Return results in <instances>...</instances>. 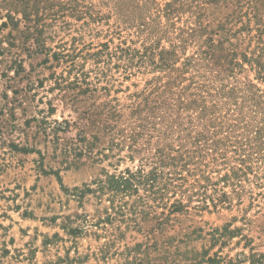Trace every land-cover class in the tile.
Segmentation results:
<instances>
[{
    "label": "trees",
    "instance_id": "trees-1",
    "mask_svg": "<svg viewBox=\"0 0 264 264\" xmlns=\"http://www.w3.org/2000/svg\"><path fill=\"white\" fill-rule=\"evenodd\" d=\"M117 1L129 2L139 14L145 8L138 0ZM50 8L54 11L41 12ZM182 8L174 0L165 2L137 20L135 37L120 36L116 43L109 38L81 50L74 45L76 38L71 45L46 42L52 37L46 32L49 23L66 22L58 13L79 18L77 0H0V29L10 26L24 39L32 38V47L24 49L42 55L50 89L63 91L79 114L51 126L64 162L114 158L108 162L113 171L102 167L92 186L74 187L73 195L107 194L111 208L120 211L151 214L159 207L165 220L191 210H243L244 197L248 206L256 200L259 209L264 207V27L255 28L250 39L255 44L244 46L243 36L229 32L227 24L218 23V35L212 24L203 23L200 8L192 11V22L175 27ZM8 36L13 37L11 32ZM244 65L254 71L253 78L239 76L247 70ZM113 69L122 78L151 76L140 90L129 91L121 88ZM119 91L125 92L122 98L110 96ZM99 92L106 98L97 102ZM72 127L77 130L73 137L57 136ZM99 135L106 136V144L94 153ZM125 159L136 164L119 170ZM235 229L229 224L222 230L230 235Z\"/></svg>",
    "mask_w": 264,
    "mask_h": 264
},
{
    "label": "rangeland",
    "instance_id": "rangeland-1",
    "mask_svg": "<svg viewBox=\"0 0 264 264\" xmlns=\"http://www.w3.org/2000/svg\"><path fill=\"white\" fill-rule=\"evenodd\" d=\"M138 1L145 4L141 14L125 1L77 0L79 18L58 13L66 22H50L46 32L52 37L46 42L49 46L60 41L71 45L76 38L74 45L88 50L109 38L116 43L120 36L135 37L133 25L139 18L172 2ZM174 1L183 7L174 18L175 27L192 22V11L199 8L205 13L200 17L203 23L212 24L218 35V23L227 24L229 32L243 36L244 46L255 44L250 43L255 28L264 27V0ZM45 11L54 9L41 12ZM242 26L249 31L241 30ZM18 33L10 26L0 29V264H264V207L259 209L256 200L248 206L244 197L243 210L236 206L191 210L165 220L159 207L151 214L126 208L120 211L111 208L107 194L73 195L74 187L92 186L102 167L113 171L108 162L114 158L100 162L83 159L71 165L64 162L62 146H55L51 126L54 120H75L79 114L62 97L63 91L50 89L52 80L46 79L50 70L40 64L42 55H29L24 49L32 47V38L24 39ZM191 51L189 46L185 54ZM244 68L247 70L239 76L253 78L254 71L247 65ZM112 72L121 80V88L128 86L129 91L140 90L151 76L122 78L116 69ZM124 94L111 92L110 96L122 98ZM105 98L99 92L96 101ZM76 132L72 127L57 136L65 140ZM103 136L94 141V153L105 146ZM135 164L125 159L118 169ZM229 224L236 228L230 235L222 230ZM75 227L81 229L71 233L70 228Z\"/></svg>",
    "mask_w": 264,
    "mask_h": 264
}]
</instances>
